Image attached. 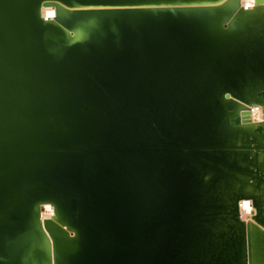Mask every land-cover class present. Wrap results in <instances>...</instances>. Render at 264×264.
<instances>
[{"label": "water", "instance_id": "1", "mask_svg": "<svg viewBox=\"0 0 264 264\" xmlns=\"http://www.w3.org/2000/svg\"><path fill=\"white\" fill-rule=\"evenodd\" d=\"M47 1L56 7V22L41 15V5ZM239 15L237 23L247 13ZM130 30L143 42L163 33L190 37L193 32L191 39L163 48L164 55L154 63L170 71L178 64L190 69L182 79L191 78V97L186 96L184 105L180 102L159 121L165 135L174 137L172 143L188 142L189 130L195 131L189 123L194 119L201 78L205 76L203 86L208 82L207 71L218 65L231 69L226 65L231 2L0 0V264H99L96 253L108 257L120 251L112 246L115 235L103 213L105 207H93L94 219L85 213L91 226L80 224L82 204L93 206L96 201L86 186L89 166L94 172L102 168L99 177L101 181L106 178L104 189L100 186L104 197L118 198L127 207L132 204L138 218L142 217L149 195L146 188L156 185L160 176L137 173L133 152L137 148L128 137L129 125L89 102L93 73L115 57L117 46L129 40ZM202 56L207 68L193 75V69L200 70L197 61ZM85 62L90 71L84 72ZM230 74L226 78L231 85ZM162 91L163 85L161 89L157 86V95ZM227 91L223 94L228 102L231 90ZM256 97L263 106L264 90ZM230 120L218 126L229 137L231 129L239 126L238 116ZM263 128L261 124L254 132L259 134ZM125 163L131 165L129 170L123 169ZM70 177L74 191L61 202L54 181L62 185ZM147 181L150 184L145 187ZM45 203L56 207L54 221L42 222L40 206Z\"/></svg>", "mask_w": 264, "mask_h": 264}, {"label": "bare ground", "instance_id": "2", "mask_svg": "<svg viewBox=\"0 0 264 264\" xmlns=\"http://www.w3.org/2000/svg\"><path fill=\"white\" fill-rule=\"evenodd\" d=\"M224 2H231V40L227 46L231 58L228 57L229 60L226 62V65H229L231 69L226 71L224 67L218 65L213 70L207 71L208 82H203L202 86L205 76L201 78V88L199 87L201 92L198 97L204 93L207 94L212 89L214 90L210 94L212 100L219 98L221 102L226 103L225 105L232 103L240 105L239 107L243 110L241 109L238 114V138L241 141L242 138L254 139L257 138L255 137L254 126L257 124L264 125V108L262 109L256 104H241L235 98L234 88L239 85L237 78L244 81L243 78L246 71H251L253 74L256 73V77L264 80V0H223ZM50 3L52 2L47 1L41 5V15L46 21L56 22L57 10L55 5L49 6ZM240 12H246L247 16L242 22L237 23L240 18ZM65 30L70 32L68 28ZM126 36L129 37V40L117 46L116 51L118 52L115 57L105 62L104 69L100 66L98 71L95 70L93 73V78L89 85V102L92 105L96 102L103 106L106 111L113 113L117 119L125 111L126 107H130L134 114L141 116L142 122H148L152 125L150 130L148 126L135 124L131 128L128 137L129 139L131 137L134 139L133 146L137 148V150L133 151L136 157L134 167H136L137 173L144 174L145 172L148 175L155 176L158 173L160 178L156 185L151 183L148 186L150 181L145 183V187L148 186L146 190L149 195L142 217L138 218V211L136 212L132 204H129L128 208L118 198L114 200V198L107 196V198L112 199L108 200L104 197L100 186L102 185V189H104L103 184L106 183V178L101 181L99 177L102 170L101 166L97 167L98 172H94L92 166H89V170H85L90 176L86 184L90 189L88 193H92L96 197V201H93L95 202L93 206H90L89 203L88 205L82 204L79 218L80 224L83 227L91 226L92 223L86 214L91 219H94L95 214L91 213L94 210L93 207L98 209L101 206L105 207L106 212L103 213L110 223L111 231L108 224L107 228L113 233V236L115 235V238L111 240L112 246L115 245L120 249L119 252L113 251L108 254V257L105 254L96 253L97 262L99 264H264V184L261 187L258 186L257 182L254 185L249 184L250 180L246 176L235 174L233 177L230 174L231 172L228 171L224 175L231 183L223 180L224 184H227L228 188L232 187L235 190L230 191L229 189L226 192V195L231 192V195H229L231 196L230 199H228L229 196L221 198L228 202L231 212L238 210L237 213L233 212L231 215V228L226 223L220 227L215 217H210L208 220L204 219L208 222H203L201 225L199 223L202 220L199 219V222L188 224L186 230L189 233H185L183 231L185 229L181 231L178 239L180 249H169L172 242L169 246L167 243L169 238H171L170 233L173 229H171L168 222L169 219L166 216L164 200L157 195L163 173L158 172L159 169L156 167L158 165L162 171H165L166 164L154 162L147 154L152 148L148 145L140 146L138 144H147L149 140L153 139L154 134L157 135L156 132H161L160 129L156 130L160 124L159 121L165 119L167 110L172 109L174 97H177L180 91L186 92V96L191 97V92L194 88L193 82L191 78L188 81L182 79L183 73L190 70L189 67L178 64L177 67L170 71L162 65L156 67L154 63L164 55L163 48L174 47L188 38L191 39L193 32L191 31L190 37L186 36V33L177 37L163 33L159 36H149L147 38L149 41L145 42L133 30L128 31ZM199 58H197V66L200 70L193 69V75H197V73L201 75L207 68L206 57L202 56V58ZM242 61L246 62L242 64ZM85 64L87 65L83 67L84 72L90 71L88 63L85 62ZM98 65L92 68H96ZM229 72L232 74L231 85L226 78V76H229ZM236 72H240V74H235ZM153 78L157 80V86L160 89L161 85H163L165 90L162 91L163 93L157 95V86ZM263 83L257 81V90L264 87ZM229 89L231 90V95L227 102L223 91ZM109 96H112L111 101L108 100ZM185 97L183 101L186 100ZM202 105H198L197 109L192 113V117L199 107L203 109ZM232 111L235 112V109L231 108ZM231 112L228 113V116L231 115ZM191 122H194V119ZM261 130L259 135L264 138V128ZM187 140L193 141L194 139L189 136ZM234 156L232 154L233 160ZM238 156L241 157L242 155ZM249 157L252 161L241 157L242 161L248 160L249 165L237 160L234 164L231 162V171L238 170L242 172L245 169L252 168L251 177L256 178L255 181L258 180L259 182L264 180V152L257 156L256 154H250ZM122 167H124V170H129L131 165L125 163ZM207 167L203 171V173H206L200 183L202 184L200 185L202 191L201 199L204 203L215 204L219 184L220 186L222 184L215 176L212 170L213 166L207 165ZM209 168L212 172L207 171ZM170 178V175H168L164 177V180L169 179L168 182H170ZM179 178L181 191L177 193V201H182L181 210L184 214L186 213L185 207L190 203V201L187 203L186 199L191 197L187 196V184L184 173ZM54 185L57 189V197L63 202L74 191L75 184L73 178L70 177L62 185L57 179L54 181ZM155 186L156 188H154ZM200 206L201 203H198L194 214H198L201 211ZM206 213L201 211L198 215H205ZM40 215L42 222L46 220L54 221V218L57 217L56 207L51 203L41 204ZM171 216L173 220L175 216ZM185 243L188 248L186 253L180 256V251L186 248L184 246ZM173 245L177 246L176 243ZM167 250H169L168 253ZM192 260L194 261L193 263H191Z\"/></svg>", "mask_w": 264, "mask_h": 264}, {"label": "rangeland", "instance_id": "3", "mask_svg": "<svg viewBox=\"0 0 264 264\" xmlns=\"http://www.w3.org/2000/svg\"><path fill=\"white\" fill-rule=\"evenodd\" d=\"M260 30V28H258ZM246 61H242L241 63L244 64ZM240 69V68H239ZM238 69V70H239ZM237 70V71H238ZM235 74H240V72H236ZM234 74V75H235ZM256 74V73H255ZM255 74H253L251 71H246L244 75V81L239 80V85L235 86L234 88V94L235 98L241 102V104H252L257 105L259 107L264 108V105H260L261 99L257 98V92L264 90V87L261 89L256 88L257 81L264 82L263 79L260 77H256ZM232 76V74L230 75ZM262 76V75H261ZM264 77V76H263ZM259 79V80H258ZM264 84V83H263ZM214 88V87H213ZM214 90H210L207 94H203L200 97H198L197 104L195 109H193L192 113L197 109L198 105H202L203 109L198 108L197 112L194 114L192 118H194V122L189 123L190 126H194V130H189L190 137L197 139L188 140L185 142L177 143L171 141L172 135L168 134V136L165 135L164 129L160 124L157 126V129H160L161 132H156L154 134L153 139L149 140L148 143L150 144H144L140 143L138 145L144 146L148 145L152 149L147 153L150 158L159 164L160 162H163L166 164V170L162 171L159 166L156 167L159 169L158 172L163 173L161 176V180L158 186L157 195L159 198L164 200V203L166 205L165 210L167 212L166 216L169 219V225L171 229H173L170 233V237L168 240V246L169 249L177 250L180 249L179 244V235L181 231L183 230L185 233H189L188 230H186V227L189 223H195L200 221L199 225H201L205 221L204 219H209L210 217H215L218 220V224L220 227L224 223L228 225L229 228H231V215L233 212H238V210H234L231 212V207H229L228 202L222 199L221 197L224 196V198L229 195H231V192L229 195H226V192L228 190H235L234 188L230 187L228 188L227 184H224L225 182H230L226 175H224L225 172H231L230 174L234 177L235 174L246 176L250 182L249 184H255L257 182L258 186L261 187L264 184V180H261L260 182L258 180L255 181L256 178H252L251 175V169H245L242 172L241 171H231V162L234 164L237 161L244 162L246 165H249L248 160L242 161L243 157L244 159H249L252 161V159L249 157L251 155H259L260 153L264 152V138L257 133L255 134L257 138L254 139H241L238 138L239 136V128L238 126H234L235 128L231 129V137H229L227 134H225L224 130L221 131L219 129V125L226 126L225 123L230 120L232 117L239 116V112H241V109L238 104H229L225 105L226 103L221 102L219 98H215V100H212V96L210 95L211 92ZM227 94L229 93L226 91ZM225 92V93H226ZM186 92L180 91L177 97H174V100L172 102L173 106L171 110H175L177 106L179 105V100L184 105V97L186 96ZM200 95V94H198ZM203 97V98H202ZM222 98V97H221ZM178 99V100H177ZM108 100H112V96L108 97ZM183 105L181 107H183ZM201 106V107H202ZM242 106V105H241ZM231 108L235 109V112H231ZM171 110H167V115H169ZM243 110V109H242ZM201 111V113H200ZM231 112V115L228 116V113ZM179 115V114H178ZM119 121H122L124 124L129 125L128 133L131 132V128L134 127L135 124H140L143 126H148L151 130L152 125L150 123L142 122V118L139 114H134L132 111V108L126 107L125 111L120 115ZM239 120V117H238ZM232 121V119L230 120ZM257 124L255 127H257ZM155 130V131H156ZM218 131V132H217ZM123 132H126L123 130ZM259 135V136H257ZM171 138V139H170ZM209 143V144H206ZM185 143V144H183ZM185 145L186 147L183 148ZM208 145H219L223 146V148L220 149H214V148H205L208 147ZM178 147V148H177ZM248 148V149H246ZM232 154H234V160L232 157ZM160 155V156H158ZM231 155V156H230ZM238 155H242L239 157ZM237 160V161H236ZM154 164V163H153ZM176 164V165H175ZM179 164V165H178ZM238 164V163H236ZM207 165L213 166L212 170L215 173V176L220 181L222 186L219 184V188L217 190L218 195L216 197V203L211 204L204 203L201 199V187L200 184L202 182L203 176L206 173H203V171L208 168ZM184 166V168H182ZM248 167V166H247ZM252 167V165H250ZM174 168V169H173ZM209 172L210 168L207 170ZM184 173V177L186 179L187 184V196L191 197L189 199H186L187 203L190 201V203L185 207L186 213L183 214L181 210V206H183L181 203L182 201H177V193L180 192V178L179 176ZM170 175V182L169 179L166 181L164 180V177ZM163 179V180H162ZM174 179L176 180L174 182ZM200 179V180H199ZM224 180V181H223ZM223 182V183H222ZM179 183V184H178ZM231 183V182H230ZM156 188V186L154 187ZM193 193V195H192ZM176 195V196H174ZM173 196V198H172ZM231 196H229L228 199H230ZM201 203V211L207 212L205 215H198L194 214L197 210V204ZM182 213V215H180ZM173 220H172V216ZM213 215V216H211ZM228 222V223H227ZM176 243L177 246H174L173 244ZM184 246L186 248H183L180 251V256L184 255L186 253V250L188 248L187 244L185 243ZM169 250H167V253ZM166 253V252H164ZM166 258V257H165ZM194 261L192 260L191 263Z\"/></svg>", "mask_w": 264, "mask_h": 264}]
</instances>
